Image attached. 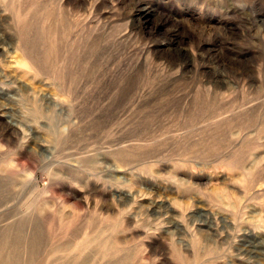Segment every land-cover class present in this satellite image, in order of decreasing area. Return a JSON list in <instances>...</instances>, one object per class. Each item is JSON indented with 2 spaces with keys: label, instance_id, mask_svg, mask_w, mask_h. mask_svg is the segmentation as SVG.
<instances>
[{
  "label": "rangeland",
  "instance_id": "1",
  "mask_svg": "<svg viewBox=\"0 0 264 264\" xmlns=\"http://www.w3.org/2000/svg\"><path fill=\"white\" fill-rule=\"evenodd\" d=\"M0 113V264H264V0H0Z\"/></svg>",
  "mask_w": 264,
  "mask_h": 264
},
{
  "label": "bare ground",
  "instance_id": "2",
  "mask_svg": "<svg viewBox=\"0 0 264 264\" xmlns=\"http://www.w3.org/2000/svg\"><path fill=\"white\" fill-rule=\"evenodd\" d=\"M50 57H51V55H50V51H49V53L47 52L46 53V55H45V60H44V64H45V66L48 68V70L51 72V69H52V67H53V61H52V59H50ZM29 63L28 62H24V65L25 66H28L29 67V65H28ZM29 69V68H28ZM4 115V114H3ZM2 115V116H3ZM0 116H1V113H0ZM3 121V120H2ZM4 123H3V127H4V129L3 130H5V133H6V135L10 138H12L13 136L16 138V139H20V141L22 142V144H21V146H19V150L15 153V159H16V161L17 162H19V163H21V165L23 166L24 165V163L22 162V161H24L25 162V159L24 160H22L23 159V155H24V151L22 150L23 148H25L26 146H27V143L29 142V138H30V136L28 137L27 136V134H26V132L24 131V128H23V126L21 127L20 125H17V124H12V123H10V122H8V121H3ZM37 127H38V129H37ZM36 127V129L34 130V132L36 133V132H38L39 130H41L40 129V125L38 124V126ZM7 137V138H8ZM8 138V139H9ZM10 138V139H11ZM8 139H6V140H8ZM15 139V140H16ZM14 140V139H13ZM14 140V141H15ZM37 141V140H36ZM9 142H10V140H9ZM20 142V143H21ZM47 141L46 140H44V139H39L37 142H36V146L38 147V149H40L41 151H44V152H47L48 151V149H49V147H48V145H47V143H46ZM35 143V142H34ZM122 145H124V144H122ZM29 146V145H28ZM121 146V145H120ZM121 148V147H120ZM125 148V147H124ZM119 150V149H118ZM123 150V149H122ZM121 151V150H120ZM26 153V152H25ZM26 155V154H25ZM25 158V157H24ZM98 161V160H97ZM28 163V162H27ZM78 163V162H77ZM76 163L74 162V163H70L69 165L70 166H72V167H78V165H75ZM80 164V163H79ZM121 166V165H120ZM122 166H124V165H122ZM80 168V167H79ZM101 170V169H100ZM116 171V170H115ZM115 188V187H114ZM59 189H62V188H59ZM130 189V188H129ZM53 190L55 191V192H57L58 191V189L56 188V187H53ZM65 190V189H64ZM113 191V190H112ZM117 191V190H116ZM62 192V194L64 193L63 191H61ZM69 192H71V190H69ZM67 193L66 194V191H65V193L63 194L64 196V199L62 198V200H63V202L64 203H70V202H68V201H70V198L72 197H70V195H71V193ZM80 192H82V191H80ZM75 193V192H74ZM76 194V193H75ZM82 194V193H81ZM83 195V194H82ZM116 195H117V198H118V200H120V201H122V204L123 203H125V202H129V201H133V200H135L136 198V196L134 197V195L131 193V191L130 190H128V191H125V190H123V192L122 191H120V192H116ZM138 195V194H137ZM140 195V194H139ZM143 195V194H142ZM61 197V196H60ZM74 197H76V195L75 196H73V198ZM141 197V196H140ZM83 198V197H82ZM85 198V197H84ZM77 199H79V198H77ZM76 199V200H77ZM115 199V198H114ZM71 200H73L72 201V203L73 204H75L76 203V201H75V199H71ZM79 200H81V198L79 199ZM79 200H77L78 201V203H80L79 202ZM138 200H139V198H138ZM138 200H136V201H138ZM115 201V200H114ZM114 201H112V202H114ZM125 201V202H124ZM116 202H118V201H116ZM63 203V204H64ZM66 203V204H67ZM78 203L76 204V205H73V206H77L78 205ZM114 204V203H113ZM117 204V203H116ZM116 204H114V205H116ZM126 204V203H125ZM124 204V205H125ZM113 205V206H114ZM128 205V204H127ZM118 206V205H117ZM119 206H122V205H119ZM127 207H129V205L127 206ZM114 208H115V206H114ZM117 209H118V207H116ZM116 209V210H117ZM125 209H127V208H125ZM125 209H123L124 211V213L126 214L125 216H124V218H123V220H122V224L121 225H123L124 226V231H126V232H128L127 234H124V236H123V238H120V237H117L116 235H115V237H113L114 238V240H115V246L117 247V248H121V246L123 245V244H125L127 241H128V239L129 238H131L132 237V235H131V233L129 232V231H133V228H131L132 226H133V224H135V222H136V219H135V217L133 216V212H129L128 211V213H126V211H125ZM109 211V210H108ZM121 209H120V213H121ZM104 212V211H103ZM110 212V211H109ZM118 212V211H117ZM116 211H115V214L117 213ZM101 213H102V211H101ZM105 213V212H104ZM103 214V213H102ZM106 214H107V212H106ZM108 215V214H107ZM106 215V216H107ZM111 215V214H110ZM109 215V216H110ZM114 217H115V215H114ZM103 218V217H102ZM110 218V217H109ZM66 220V219H65ZM175 223V222H174ZM174 226H176V227H178V229L180 228L181 229V224L180 223H176V224H174ZM156 230H158V228L157 227H155V228H153V227H148V228H145V230L142 232L143 234H146V235H149L150 233L151 234H156L157 232H155ZM184 230V229H183ZM123 231V230H122ZM185 231V230H184ZM183 231V232H184ZM179 232V231H178ZM185 233V232H184ZM186 233H187V235H189V232H187L186 231ZM118 235V234H117ZM186 235V234H185ZM40 236V235H39ZM190 236V235H189ZM33 238V237H32ZM109 239V238H108ZM28 243V242H27ZM35 243V242H34ZM36 243H38V242H36ZM36 243H35V246H36ZM26 244V243H25ZM28 245V244H27ZM34 244H32V248H33V252H32V254L34 253V246H33ZM30 247H31V245H29ZM110 246V245H109ZM29 247V248H30ZM151 247H153L152 246V243H148V245H146V248L147 249H150ZM28 248V247H27ZM15 249V248H14ZM26 250V249H25ZM29 250V249H28ZM32 250V249H31ZM29 252V251H28ZM114 254H116L115 252H113L111 255H114ZM69 255V254H68ZM9 256V255H8ZM27 256V255H26ZM31 256V259H32V255H30ZM30 256H27V257H29L30 258ZM70 257V259H69V263L71 262V263H73V264H75L76 263V261L78 260V258H76V257H71V256H68V258ZM29 258L27 259V260H29ZM27 260H25V262L27 261ZM65 260V259H64ZM32 261V260H31ZM120 261V260H119ZM30 262V261H29ZM29 262H28V264H29ZM1 263V262H0ZM31 264H32V262H30ZM65 263V262H64ZM68 263V262H67ZM24 264V263H23ZM81 264H86V262H82ZM120 264H124V262L123 263H120ZM126 264V263H125Z\"/></svg>",
  "mask_w": 264,
  "mask_h": 264
}]
</instances>
